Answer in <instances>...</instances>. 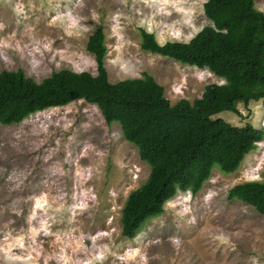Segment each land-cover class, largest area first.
<instances>
[{"label": "rangeland", "instance_id": "1", "mask_svg": "<svg viewBox=\"0 0 264 264\" xmlns=\"http://www.w3.org/2000/svg\"><path fill=\"white\" fill-rule=\"evenodd\" d=\"M264 13V0H255ZM206 0H0V74L22 69L37 83L61 70L97 74L88 43L106 35L109 79L152 75L172 105L194 103L209 70L141 48V29L160 44L189 42L212 23ZM219 118L264 130V102ZM150 167L120 124L84 100L0 125V264H264V216L229 191L264 180V140L233 174L215 169L203 189L180 192L134 239L122 235L129 194Z\"/></svg>", "mask_w": 264, "mask_h": 264}, {"label": "trees", "instance_id": "2", "mask_svg": "<svg viewBox=\"0 0 264 264\" xmlns=\"http://www.w3.org/2000/svg\"><path fill=\"white\" fill-rule=\"evenodd\" d=\"M204 13L212 25L189 42L160 44L153 33L140 30L143 51L207 69L224 82L208 85L194 103L182 99L172 105L164 87L148 73L112 83L101 28L88 43L96 75L65 69L37 83L22 69L0 74V125L21 124L37 113L81 100L96 105L109 125L120 124L125 139L151 169L122 209V235L127 239L161 216L178 193H199L215 169L238 171L264 140V130L252 123L235 126L214 118L223 112L240 115L239 104L264 102V13L255 0H206ZM228 198L264 216V180L238 184Z\"/></svg>", "mask_w": 264, "mask_h": 264}]
</instances>
